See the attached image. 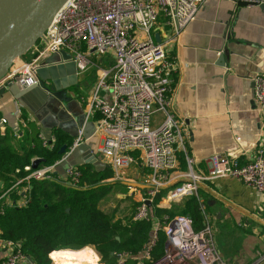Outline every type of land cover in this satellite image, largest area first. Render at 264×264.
Segmentation results:
<instances>
[{
    "label": "built area",
    "instance_id": "obj_1",
    "mask_svg": "<svg viewBox=\"0 0 264 264\" xmlns=\"http://www.w3.org/2000/svg\"><path fill=\"white\" fill-rule=\"evenodd\" d=\"M244 1L263 4L264 11V0ZM204 2L67 0L54 15L43 37L32 46V58L17 64V67L12 65L0 80V84L4 85L17 80L22 86H33L39 82L37 69L67 62L60 56L61 52L70 54L77 73L91 66L97 67L89 58L91 51L98 56L109 54V66L97 67L99 76L92 93L81 97L84 123L77 129L65 153L50 165H40L36 169H32L30 164L25 166L24 170L28 173L18 179L14 186L24 181L28 183L30 179L45 178L75 188L86 187L81 184L79 165L68 166L65 176L55 171L62 160L68 159L73 148L89 139L83 136L84 124L89 120L94 121L95 132L99 135L95 154L116 176L119 170L128 168L138 160L150 170L145 192L133 215L134 220L153 223L152 235L142 249L143 257L149 258L157 241V232L161 230L164 233L166 241L163 253L150 264H227L214 246L211 226L206 220L196 230L188 214L165 215L161 221L150 215V208L162 189L166 190L156 202V207L160 201L165 208H170L184 198L197 196L199 183L214 176L238 178L264 194L263 144L257 148L253 159L246 163H241L238 157L211 156L212 169L208 176L194 173L193 160L186 155L185 142L189 131L185 130L184 119L175 116L170 98L177 62L168 54L166 47L195 19ZM159 20H162L164 30L161 41L156 42L154 35H160L157 30ZM54 53L59 54V60L46 62V58ZM253 101L263 113L264 55L261 70L253 77ZM95 112L99 115L96 120L93 118ZM154 113H160L161 118L152 119ZM2 122L5 123V120ZM55 140L54 134L49 138L41 137L43 147L49 150L54 147ZM179 152L185 153L189 171L180 183L165 187L169 182V173L177 166ZM21 188L18 193L25 200L17 205L19 207L27 203L28 188ZM146 200L150 202L149 206ZM0 247L5 251L0 264H18L29 260L19 241L5 239L1 233ZM128 256L127 253L117 254L116 264H123Z\"/></svg>",
    "mask_w": 264,
    "mask_h": 264
},
{
    "label": "crops",
    "instance_id": "obj_2",
    "mask_svg": "<svg viewBox=\"0 0 264 264\" xmlns=\"http://www.w3.org/2000/svg\"><path fill=\"white\" fill-rule=\"evenodd\" d=\"M243 2L205 0L195 19L166 47L168 54L177 62L170 93L172 110L176 117L184 119L185 130L189 131L185 145L186 155L193 160L192 170L205 176L212 169L211 156L238 157L241 163H246L253 159L257 148L264 145V112H260L253 101V77L261 70L264 55V11L258 5H245ZM157 26L160 36H163L162 20H159ZM94 55L98 57L95 52L89 53L91 61ZM98 70L96 67L94 85L89 90V83L84 77L88 69L78 72L76 84L65 89V94L71 101L66 102L68 106L66 103H55L56 109L49 107L45 111L44 99L39 101L40 96H35L32 88L27 99L35 110L24 106L13 93L6 92L0 99V132L7 130L12 136L14 132H18L19 137H13L20 144L30 142L32 137L37 136L42 147L41 137L49 138L55 130H60L73 141L74 137L65 130L74 133L72 120L76 121L84 113L81 97L92 93L98 80ZM98 117L95 112L94 120ZM3 119L5 123L2 122ZM54 120L58 122V128L51 129L49 126L53 125ZM91 122L92 125L87 129L89 139L86 144L96 153L99 135L95 132L94 121ZM59 126L65 130L59 129ZM182 132L184 133L183 130ZM35 158L39 157L35 155L31 161ZM109 169L111 176L102 181L112 184L109 193L115 192V183L123 184L129 189L128 195L133 196L131 203L136 207L145 192L150 170L140 160L119 170L118 176L110 167ZM188 171L185 153L179 152L177 166L169 173V182L165 187L180 183ZM116 177L129 182L115 180ZM84 184L88 185L89 182L84 181ZM3 186L0 181V205L9 206L14 201H23L21 193L14 200L15 190L18 191L21 186L15 187L13 184L2 191ZM165 190L162 189L163 192ZM198 191L203 222L206 220L211 226L212 240L220 257L227 264H264V194L238 178L223 176L201 181ZM185 202L177 206L184 210ZM160 207L159 205L157 208ZM113 208L116 207L108 209ZM118 213L119 211L114 210V220L125 219L120 218ZM152 228L153 223L151 230ZM218 234L220 238L217 239ZM158 235L159 231L157 241ZM165 241L166 239L164 247ZM87 247L92 250L86 246L72 251H83L85 262L94 264V257L92 263L88 259ZM66 250L69 249H63L58 264H67L64 261ZM95 255L97 256L96 253ZM4 257V248L0 247V261ZM134 257L136 264H143L146 259L142 256V250ZM49 258L52 262V258ZM29 263L31 261L27 260L18 264Z\"/></svg>",
    "mask_w": 264,
    "mask_h": 264
},
{
    "label": "trees",
    "instance_id": "obj_3",
    "mask_svg": "<svg viewBox=\"0 0 264 264\" xmlns=\"http://www.w3.org/2000/svg\"><path fill=\"white\" fill-rule=\"evenodd\" d=\"M54 147L43 148L37 136L30 142L18 143L5 131L0 132V181L3 190L23 178L28 172L24 167L31 164V158L38 156L44 161L40 165H50L59 160L63 154L59 150L63 144L69 146L68 139L60 130L54 131ZM32 143V144H31ZM95 153V152H94ZM91 164H80L82 173L81 184L89 182L86 187H68L61 182L50 179H30L26 186L27 203L3 205L0 213L1 236L19 241L23 252L34 264H52L51 258L58 264L63 249L79 250L86 246L92 247L104 264H116L117 254L127 253L123 264H136V256L147 243L151 232L149 220H134L133 212L125 219L114 220L116 208L103 209L102 201L112 190V184L103 183V179L111 176L108 166L103 170H95ZM15 190L14 200L20 197ZM164 192L161 190L150 208V215L160 221L163 216H174V210L156 207V202ZM197 196H189L180 214H188L194 229L202 227L203 218ZM131 211L133 204H131ZM165 236L159 231L158 241L154 245L149 258L143 264H150L163 253ZM88 248V247H87ZM86 249V248H85ZM88 259L94 264L97 256L90 248ZM55 251V252H53ZM87 251V249H86ZM58 254V255H57ZM94 254V256H93Z\"/></svg>",
    "mask_w": 264,
    "mask_h": 264
},
{
    "label": "water",
    "instance_id": "obj_4",
    "mask_svg": "<svg viewBox=\"0 0 264 264\" xmlns=\"http://www.w3.org/2000/svg\"><path fill=\"white\" fill-rule=\"evenodd\" d=\"M67 0H0V80L5 77L15 61L24 56L42 37L51 23L54 15ZM244 1V0H243ZM245 5H256L244 1ZM263 10V4L258 5ZM156 42H160L159 34L154 35ZM60 56L67 60L63 64H54L45 68L37 69L39 84L33 86H22L17 80L0 84V99L6 92L13 93L24 106L31 110L35 108L29 104V91L34 90L35 96H40L39 101L45 105V111L51 107L56 109L57 103L64 105L70 102L66 96L65 89L74 86L77 80V69L75 62L71 60L68 53L61 52ZM59 54L54 53L46 58V62L54 63L59 60ZM222 60V57H220ZM223 61V60H222ZM41 83V84H40ZM56 103V105H55ZM68 106V103H66ZM58 117V116H56ZM85 114H81L76 121L73 119L74 133L59 126L62 131H67L71 136H76L77 129L83 126ZM92 125L91 121L84 124L83 136H89L87 129ZM58 122L53 121L51 129L58 128ZM67 144H63L59 150L64 154ZM44 161L42 158H35L31 161V168L36 169ZM91 164L96 168L105 165L97 158L96 154L89 148L86 142L79 144L70 152L67 160H62L57 166L55 173L65 176V169L70 165ZM65 185V184H64ZM71 187L69 185H66ZM149 206L150 202L146 200ZM30 260V258H29ZM31 261V260H30ZM32 262V261H31Z\"/></svg>",
    "mask_w": 264,
    "mask_h": 264
},
{
    "label": "rangeland",
    "instance_id": "obj_5",
    "mask_svg": "<svg viewBox=\"0 0 264 264\" xmlns=\"http://www.w3.org/2000/svg\"><path fill=\"white\" fill-rule=\"evenodd\" d=\"M34 51H33V48H31L22 58H20V61L18 63V61L16 60L17 64H22L24 61H29L31 58H32V55H33ZM93 61H95V64L97 65V67H108L109 64H110V56L109 54H105V55H102V56H93ZM15 62V63H16ZM13 63V65H15L14 67H17L16 64ZM12 67V66H11ZM13 67V68H14ZM96 70V67H88V71L85 73L84 77H85V80L89 83L88 84V87H87V90H89L93 85H94V72ZM41 84V83H40ZM161 117L160 113H154L152 115V119H159ZM19 133L17 134V132H14L13 133V136L15 137H19ZM97 158L103 163V161L101 160L102 158L99 157V155H97ZM31 165V164H30ZM39 166V165H38ZM127 179H130L129 176L126 177ZM115 180H120V181H126V182H129L128 180H125V179H118V177L115 178ZM135 180V179H133ZM116 186H115V189L113 191H115L114 193H108L107 197L105 200H103L102 202V207L105 208V209H108L109 207H112V206H115L117 208V211H119L118 215L120 218H125L126 216H128L130 214V211H131V202H132V195H128V192H129V189L124 187L123 184H120V183H115ZM20 190V189H19ZM23 193V191H21ZM118 194V195H117ZM188 198V197H187ZM23 200H25L23 198ZM160 200V199H159ZM158 200V201H159ZM186 199H182L180 201H178L177 203L175 204H172L170 206V208H174V214L175 215H178L181 213L182 209L181 207H178L177 205L182 203V202H185ZM17 204L19 205L20 203L22 202H19L18 200L17 201H14L13 204ZM158 204V203H157ZM183 204V203H182ZM160 205H161V209L164 208V205L161 203L160 201ZM2 204L0 205V213L2 212ZM135 206H133V209H134ZM132 209V210H133ZM1 233V231H0ZM158 233V232H157ZM151 235H152V232H151ZM2 237V236H1ZM4 238V237H3ZM220 238V234L217 235V239ZM7 239V238H5ZM10 240V239H9ZM157 243V241H156ZM155 243V245H156ZM90 247V246H89ZM154 247V246H153ZM92 248V247H91ZM153 249V248H152ZM92 250L96 253V251L92 248ZM152 251V250H151ZM150 251V253H151ZM97 254V253H96ZM98 256V262L100 264H104V263H101L100 262V257L99 255L97 254ZM60 259V256L59 258ZM52 262L53 264H57L53 259H52ZM97 262V260H96ZM97 262V264H98Z\"/></svg>",
    "mask_w": 264,
    "mask_h": 264
},
{
    "label": "bare ground",
    "instance_id": "obj_6",
    "mask_svg": "<svg viewBox=\"0 0 264 264\" xmlns=\"http://www.w3.org/2000/svg\"><path fill=\"white\" fill-rule=\"evenodd\" d=\"M64 261L67 264H87L84 260V252H73L72 250H66L64 255Z\"/></svg>",
    "mask_w": 264,
    "mask_h": 264
}]
</instances>
